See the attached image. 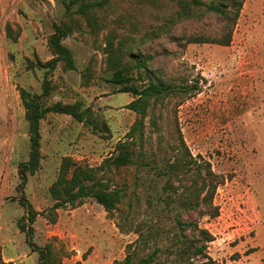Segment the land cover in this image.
<instances>
[{
	"label": "rangeland",
	"instance_id": "rangeland-1",
	"mask_svg": "<svg viewBox=\"0 0 264 264\" xmlns=\"http://www.w3.org/2000/svg\"><path fill=\"white\" fill-rule=\"evenodd\" d=\"M179 1L107 0L90 14L98 21L93 28L77 13L78 4L67 11L71 0H0V254L18 258L20 264L39 260L19 227L26 215L17 189L19 166L29 160L31 149L20 88L42 93L49 71L53 89L43 97L44 104L78 103L85 121L55 112L41 120V167L28 173L24 187L26 197L41 212L32 226L36 243H51L62 264H124L139 239L140 225L173 229L179 207L171 209L160 199L168 193L161 171L168 160L174 161L182 136L193 156L209 161L222 180L214 194L218 215L191 216L214 237L209 255L220 264H264V0H244L229 44L175 40L185 34L224 33V22L215 15L178 21L165 32L162 26L177 16ZM64 22L75 25L63 43L76 68L66 69L60 62L48 70L45 63L55 57L49 38ZM109 35L117 44L137 45L152 55L151 74L189 90L172 94L149 110L144 122L150 166L116 168L109 161L99 171L126 194L119 210L109 215L103 205L87 198L80 206L57 209L53 222L56 200L50 187L63 158L101 166L118 154L117 144L127 140L139 118L128 108L133 94L118 92L120 85L111 81L113 68L105 50ZM142 79L135 72L131 83L142 87L146 84ZM190 174L173 177L180 192L190 183ZM187 236L198 235L189 230ZM159 241L163 246L171 243L167 237ZM153 248V243L136 248L135 260ZM162 259L170 263L176 256ZM204 261L197 258L193 264Z\"/></svg>",
	"mask_w": 264,
	"mask_h": 264
},
{
	"label": "trees",
	"instance_id": "trees-1",
	"mask_svg": "<svg viewBox=\"0 0 264 264\" xmlns=\"http://www.w3.org/2000/svg\"><path fill=\"white\" fill-rule=\"evenodd\" d=\"M107 0H71L67 4V11L71 9V4H78L77 13L85 16L89 20V25L96 28L98 21L90 17L94 7H103ZM244 0H180L177 16L172 17L162 26L165 32H169L171 27L181 20L199 19L205 15L218 16L224 22L225 32L222 34L210 35L199 33L185 34L182 37H176L181 44L217 42L229 44L232 39V29L240 16ZM75 25L71 22H64L55 26V31L49 38L50 47L55 55L50 61L45 63L48 70H53L62 62L67 69H75L74 56L67 48L63 40L67 38L74 30ZM162 30V31H163ZM163 31V32H164ZM155 36L156 34H151ZM106 53L108 62L113 68L111 81L120 85L118 92H129L134 96V100L128 104V108L135 111L139 118L135 121L130 131L127 133L126 141H120L117 144L118 154L115 157L107 158L99 167L79 164L72 157H64L58 178L51 185L50 192L56 200L52 207L55 216L50 217L53 222L56 221V212L59 208H65L67 205L73 207L80 206L87 198H93L103 205L109 215H113L119 210L126 194L122 188L113 187L110 180H105L99 175L106 162H112L116 168L130 165L140 167L150 166V156L145 150L146 125L145 119L149 116V110L157 103L163 101L170 95H179L189 90L188 86L181 87L168 83L157 74H151L150 66L153 56L145 54L133 45L128 48L122 43L117 44L113 35H109L106 40ZM129 58V60L127 59ZM49 71H47L48 73ZM146 82L142 87L132 84L134 73ZM146 72V76H142ZM46 73L42 93H32L26 88H20V96L26 109V119L29 123L30 135V157L26 162L19 166L20 183L17 186L21 192L20 204L26 209V215L19 221V227L26 233L27 242L32 250L39 253L37 264H62V258L55 253L53 245L48 243L45 246L39 245L33 240V224L41 212L38 211L26 197L24 193L25 184L28 181V173L35 174L41 167V120L50 112L60 114H70L80 122L85 121L84 112L80 109L78 103L64 104L57 102L46 106L43 97H48L53 89L52 82L48 79ZM149 73V74H148ZM151 124L157 128L158 122L155 117L150 118ZM158 130V129H157ZM180 144L177 147L174 161L169 160L162 167L161 174L167 177L164 185L168 192L160 199L165 202L167 207L173 209L178 204L179 210L174 217L173 229H166L160 225L152 224L143 228L140 225L136 230L139 232V239L125 258L124 264H193L195 259L203 258V264H220L208 253V245L214 240L212 233L203 227H200L199 221L191 216L194 212L210 216L218 215V207L214 205V194L217 186L222 182L220 175L214 172L211 163L206 159L194 157L190 152L184 138L181 136ZM140 149H136L137 144ZM175 149V148H174ZM156 159H153V162ZM180 172L191 173V181L184 185L180 192L172 180ZM152 204V199L149 200ZM154 204V203H153ZM128 218V217H127ZM121 230L123 225H119ZM124 230V229H123ZM189 230L197 232V237L191 239L187 236ZM171 234V236H170ZM167 237L170 245H160L158 242ZM154 244V248L135 260L136 248H148L149 244ZM164 255H175L174 262L167 263L162 259ZM0 264H15L13 261H6L0 254ZM114 264H118L115 262Z\"/></svg>",
	"mask_w": 264,
	"mask_h": 264
},
{
	"label": "crops",
	"instance_id": "crops-1",
	"mask_svg": "<svg viewBox=\"0 0 264 264\" xmlns=\"http://www.w3.org/2000/svg\"><path fill=\"white\" fill-rule=\"evenodd\" d=\"M3 257H4V259L6 260V261H13L15 264H20L18 261H19V259L18 258H14V257H10V258H7V257H5L4 255H3ZM37 264V263H36Z\"/></svg>",
	"mask_w": 264,
	"mask_h": 264
}]
</instances>
